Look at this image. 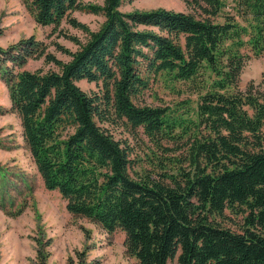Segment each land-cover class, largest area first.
<instances>
[{
  "label": "trees",
  "instance_id": "16d2710c",
  "mask_svg": "<svg viewBox=\"0 0 264 264\" xmlns=\"http://www.w3.org/2000/svg\"><path fill=\"white\" fill-rule=\"evenodd\" d=\"M124 1L21 0L36 24L63 21L83 39L57 29L76 45L54 43L67 61L33 36L0 47L9 110L43 188L67 212L120 230L134 264H264V88L237 87L249 55L264 51V0H232L231 14L223 0H183L197 12H125ZM73 11L103 20L91 30ZM30 59L56 69H25ZM160 78L194 94L193 106L137 103ZM118 126L155 148L142 171L110 128ZM35 253L44 264V248Z\"/></svg>",
  "mask_w": 264,
  "mask_h": 264
},
{
  "label": "rangeland",
  "instance_id": "374dc122",
  "mask_svg": "<svg viewBox=\"0 0 264 264\" xmlns=\"http://www.w3.org/2000/svg\"><path fill=\"white\" fill-rule=\"evenodd\" d=\"M223 2L222 11L231 14L232 0ZM158 7L194 11L183 0L124 1L119 9L126 12ZM71 15L91 30H96L103 20L101 15L84 11H73ZM0 28V47L33 36L61 61H67L69 56L54 43L69 51H73L76 45L59 35L57 29L79 40L84 36L79 29L63 21L56 30L52 26L36 24L21 0H0ZM23 67L28 70L56 69L54 64L43 63L41 59H30ZM248 81L260 82V87L264 88V51L258 57L249 55L240 70L237 87L243 89ZM76 84L87 93L96 90L93 82L79 80ZM146 87L136 99L139 104L170 106L181 99H188L190 106L194 104L195 95L186 93L179 83L170 85L160 78L148 82ZM0 108V264H40L35 253L40 246L47 253L44 264H78L80 260L82 264H134L133 258L125 252L124 235L120 230L106 233L97 223L67 212L65 201L59 194L43 188L22 139L19 118L9 110L7 89L1 76ZM110 128L116 138L128 143L129 157L138 160L133 170L139 172L143 170L141 167H147L145 157L155 149L151 142L139 131L132 136L120 126ZM155 152L162 156L160 149ZM172 153L167 152V155ZM223 223L231 230H238L234 219H226ZM38 239L40 243L36 244ZM167 264H175V259Z\"/></svg>",
  "mask_w": 264,
  "mask_h": 264
}]
</instances>
